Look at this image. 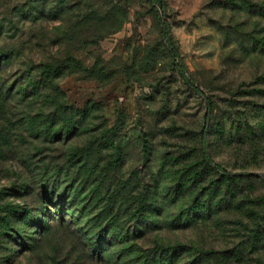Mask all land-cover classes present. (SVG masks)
<instances>
[{
	"label": "rangeland",
	"instance_id": "1",
	"mask_svg": "<svg viewBox=\"0 0 264 264\" xmlns=\"http://www.w3.org/2000/svg\"><path fill=\"white\" fill-rule=\"evenodd\" d=\"M60 1L64 20L27 25L19 42L42 59L50 44L31 42V31H55L59 56L69 53L75 61L60 85L67 104L87 105L103 117L109 145L119 148L106 150L107 162L115 161L107 172L109 218L123 228L150 221L148 244L155 255H170L171 264H264V0H163L164 8L161 0ZM65 13L74 31H67ZM164 27L190 84L164 47ZM4 37L0 48L12 42L11 33ZM23 135L30 143L23 145L36 147L25 154L31 168L68 146ZM202 137L234 180L205 166ZM2 156L0 244L12 224L11 206L31 204L15 198L11 188L25 175ZM30 208L24 229L38 237L59 210ZM35 257L27 254L16 264H33Z\"/></svg>",
	"mask_w": 264,
	"mask_h": 264
},
{
	"label": "trees",
	"instance_id": "2",
	"mask_svg": "<svg viewBox=\"0 0 264 264\" xmlns=\"http://www.w3.org/2000/svg\"><path fill=\"white\" fill-rule=\"evenodd\" d=\"M61 4L60 0H26L13 5L9 0H0V42L7 40V32L12 36L11 44L0 48V154L6 161L17 162L19 174L25 175L24 179L16 176L21 183L11 188L15 198L31 203L11 206L12 224L0 244V253L5 255L0 264H16L27 254L36 256L33 264H171L170 255H155L148 244L150 221L143 218L134 227L123 228L109 218L113 210L105 199L109 190L107 172L109 163L115 161L107 162L111 155L106 150L109 146L115 151L119 148L109 145L103 117L93 116L87 105L79 109L67 104L60 85L72 74L75 61L69 53L59 56L58 33L31 31V42L50 44V50L42 49L44 55L38 60L29 56L30 52L25 53L31 51L28 42H19L27 25L64 20ZM65 20L67 31H74L67 13ZM161 37L179 76L192 83L166 27ZM26 131L33 140L47 146H68L48 162L43 157L38 168H31L26 155L36 147L23 145L30 144L28 136L23 135ZM3 147L6 148L1 150ZM48 148L38 150V155L49 152ZM200 154L205 166L224 179L232 181L237 176L212 159L205 137ZM53 170L57 172L50 174ZM31 206L59 210L57 219L46 218V227L38 237L26 234L24 229ZM87 236L89 241H84Z\"/></svg>",
	"mask_w": 264,
	"mask_h": 264
}]
</instances>
